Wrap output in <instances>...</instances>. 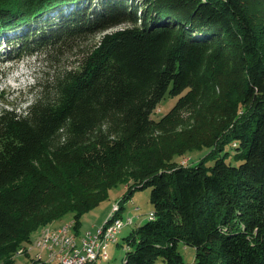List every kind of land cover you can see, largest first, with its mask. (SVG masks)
<instances>
[{"label":"trees","instance_id":"1","mask_svg":"<svg viewBox=\"0 0 264 264\" xmlns=\"http://www.w3.org/2000/svg\"><path fill=\"white\" fill-rule=\"evenodd\" d=\"M65 10L60 48L94 41L23 111L0 108L2 264L66 214L78 231L121 183L112 217L138 188L154 206L123 264H264V0H0V38Z\"/></svg>","mask_w":264,"mask_h":264},{"label":"rangeland","instance_id":"2","mask_svg":"<svg viewBox=\"0 0 264 264\" xmlns=\"http://www.w3.org/2000/svg\"><path fill=\"white\" fill-rule=\"evenodd\" d=\"M98 0H93L96 4ZM98 5H95V7ZM97 8V7H96ZM258 12L256 7H253ZM64 12L56 11L47 16V21L39 19L31 25V29H21L19 32H14L9 36L0 38V108L9 102L17 107V110L23 111L27 105L33 100L38 91L39 82L51 80L57 71L64 67H72L75 64L76 54L84 48L92 44L94 41L91 37L78 38L77 40L67 42L60 48L61 42H57L56 36L60 30L63 22ZM139 14V11H138ZM52 23V25H51ZM123 26V25H121ZM41 31L51 38L52 42L48 45H42L36 37V34ZM30 41H33L31 43ZM18 43V45H17ZM59 48V49H58ZM179 96L166 95L160 102L158 108L153 113L155 119L161 118L168 113L177 102ZM192 124V121H189ZM190 131V128L181 127L179 132ZM186 135V134H185ZM181 136V135H180ZM177 137V141L182 140ZM187 143H185V146ZM172 151H179V148L170 147ZM205 150L198 152H187L185 155L175 154L171 160L180 161L183 164H191L199 160ZM213 164V160L209 162ZM129 191L126 184H119L112 188L109 192V197L102 201L97 207L84 213L80 219L81 225L78 231L75 230V221L72 213L64 215L62 218L42 227L32 234V239L37 238L41 230L49 228H58L65 223L73 222V228L70 231V238H73V233L76 235V241L79 243L86 235L88 230L96 229V226L105 225L108 219H112V211L117 202L122 200V197ZM121 204V203H120ZM119 205V203H118ZM122 209L119 213L124 219L127 216H132L133 223L126 225L118 234L117 241L110 242L107 251L109 257L104 259L99 257L96 264H123L126 257V237L138 225H142L149 221V213L153 210L154 206L151 200V186L145 188H138L134 190L130 198L122 201ZM138 207V209H136ZM60 225V226H59ZM48 228V229H49ZM73 231V233H72ZM38 239V238H37ZM34 241V240H33ZM27 242L24 246L20 247L17 252L12 256L13 264H36L35 261L41 263L44 261L47 264H59V259L47 258L48 251L44 252V256L40 255V250L37 247H30L34 242ZM30 243V244H29ZM34 248V249H33ZM22 249V250H21ZM32 249V250H31ZM26 250V252H25ZM29 250V251H28ZM23 251V252H21ZM180 252L187 262L193 263L195 259L196 250L193 246H180ZM58 253V251H57ZM39 254V256H38ZM6 262V261H5ZM3 260L0 259V264ZM7 263V262H6Z\"/></svg>","mask_w":264,"mask_h":264},{"label":"bare ground","instance_id":"3","mask_svg":"<svg viewBox=\"0 0 264 264\" xmlns=\"http://www.w3.org/2000/svg\"><path fill=\"white\" fill-rule=\"evenodd\" d=\"M118 210H119V205H117L114 208V210L112 211L111 214L114 215L115 213L118 212ZM149 215L150 216L154 215V212H150ZM121 218H123V216H117V217L113 216L112 219H108L104 225V232H111L113 226L117 223V220H120ZM132 223H133V218L121 219L120 229L118 231H116V233H113L111 235H107L105 243H98V245H97L98 258L102 257V258L106 259L109 257V254L107 251V247H108L109 243L113 242V241H117L118 234L122 231V229L124 227H126V225H129ZM73 224H74V221L65 223L63 226L58 227V228L47 227V228L41 230V233H39V236L37 237L38 239L35 238L33 241L34 243L32 245H30L29 248H27V249L30 250V247L35 246V247H37V250H40L39 254L42 256H44V252L47 250L48 251L47 258H49V259L58 258L59 264H60V261H63L65 258L66 249L68 251V255H76L79 247H82L84 245L85 239L88 236V232H87L86 235L83 237V239H81V241L79 243H77L78 241L75 238L76 235L72 231L74 237L70 238V236H68V235L70 234V231L73 228ZM63 228H65V232H64L63 236H57L55 233H60L63 230ZM54 249H55V255H52L50 257V252H53ZM57 251H58V253H57ZM21 252H23V251H21ZM25 252H26V250H25ZM39 254H38V256H39Z\"/></svg>","mask_w":264,"mask_h":264},{"label":"built area","instance_id":"4","mask_svg":"<svg viewBox=\"0 0 264 264\" xmlns=\"http://www.w3.org/2000/svg\"><path fill=\"white\" fill-rule=\"evenodd\" d=\"M118 203L113 207L115 208ZM138 209V207L136 208ZM127 218H132V216H127ZM121 219H124L121 218ZM121 219L117 220V223L113 226L111 232H104V223L101 226L96 227L94 230H88V236L85 239L84 245L79 247L76 255H68L66 249V255L63 261H60V264H96L98 259L97 245L98 243H105L107 235L116 233L121 227ZM65 228L60 233H55L57 236H63ZM55 255V249L53 252H50V257Z\"/></svg>","mask_w":264,"mask_h":264},{"label":"crops","instance_id":"5","mask_svg":"<svg viewBox=\"0 0 264 264\" xmlns=\"http://www.w3.org/2000/svg\"><path fill=\"white\" fill-rule=\"evenodd\" d=\"M96 227H98V226H96ZM96 227H95V228H96Z\"/></svg>","mask_w":264,"mask_h":264}]
</instances>
